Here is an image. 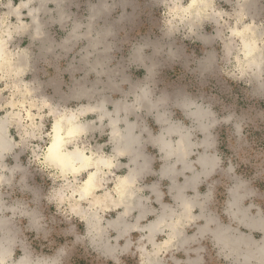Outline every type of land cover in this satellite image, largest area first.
Masks as SVG:
<instances>
[{
  "label": "rangeland",
  "instance_id": "374dc122",
  "mask_svg": "<svg viewBox=\"0 0 264 264\" xmlns=\"http://www.w3.org/2000/svg\"><path fill=\"white\" fill-rule=\"evenodd\" d=\"M24 1L27 0H0V24L5 21L3 24L8 28L11 27V36L6 43L7 51L15 57L18 55L13 52L23 49L28 55L24 56V63L28 64L22 66L19 75L11 73L10 68L6 66H0V123L2 118L4 126L7 125L5 133L10 132L15 138L10 140L6 135L13 146L10 147L9 144L5 149L6 152L0 150V163H4L7 169H12L17 164L24 169V172L17 171L14 174L12 187L5 184L0 192L7 204L26 203L29 210L35 211L41 218L39 233H27L30 247L43 255H51L61 246L70 247L71 252L66 258L67 264H118V262L119 264H146V262L147 264L160 262L188 264L193 259L197 264H232V259H225L220 253V247L215 244L211 234L202 233L205 225L215 229L217 222H220L223 225H231L232 228L239 227L241 233L245 235L250 233L255 240H260L264 233L238 226L230 217L229 206L236 198V193L230 189L241 181H246L247 184L240 189L239 194L244 195L248 191H253L255 194L246 197L243 207L253 205L252 215H255L256 207L264 211V0H254L250 6L245 5L249 0H212L213 5L208 15L189 24L186 22L188 23L190 14L185 8L191 0H54V2L50 0L44 11H36L39 13L27 11L28 7L30 10L31 7L37 6L36 1L29 2L27 6L23 4L20 6L21 2L26 3ZM239 1L240 5H244L239 6ZM102 6H107L110 10L102 9ZM61 8L64 9L60 10ZM93 8L96 9L95 12ZM59 10L63 12L58 13ZM61 14L64 17V20L61 18L62 21L59 18ZM33 17H37L36 19L43 23L39 33L45 32L42 33L45 37L41 38L43 36L41 33L36 35L37 29L33 27L35 26ZM20 22H23L22 25ZM28 23L30 29H26ZM16 24L20 26L25 24L27 27L17 26L19 29H15ZM244 24L255 25L252 29L254 31L251 29L248 32L243 31ZM237 29H241L245 36L248 33L256 34L254 35L256 44L259 49L261 48V54L263 53L260 68L246 64L244 66L245 52L242 47L244 37ZM73 35L74 39H72ZM38 36L40 38H37ZM99 36L100 44L92 47L90 40ZM208 59L211 60L210 68L207 64ZM118 66L121 74L112 77L109 70ZM149 67L154 72L151 81L147 79ZM257 69L260 70L259 74ZM112 83H114L113 87ZM145 83L154 84L158 90L171 94L173 102L166 107L141 108L138 101L137 103L133 101L137 100L140 94L138 86H143ZM83 88L90 90L86 95L87 98L73 97ZM130 90L133 94L129 92ZM176 97L181 100L187 97L192 103L187 107H181L176 103ZM102 100L107 104L104 105ZM108 100L110 102H107ZM118 100L124 103L132 102L133 105L125 104L133 109L128 108L124 111L125 108H121L117 111V105H121H115ZM97 102L103 105L102 112H106L103 111L106 108L109 110L106 112L107 115L101 114V110L99 111L95 106ZM125 104L123 105L126 106ZM135 106L141 109H135ZM80 108L84 114L80 113ZM85 108H92L94 112H86ZM205 109H210L212 114L210 115ZM70 114L75 115L81 123L92 124V127L77 134L67 147L69 149L78 147L87 155L94 157L112 158L111 167H104V174H101L103 186L97 192L98 196L102 195L103 191H110L112 195H116H114L116 198L114 187L119 178L130 175L129 172H133L136 168L140 169L139 167H143V163H146L149 169L144 168L146 172L143 169L133 184L137 188L138 196H142L139 200L142 201L139 202L141 205L125 212L119 205L99 208L91 204L90 199L78 202L73 200L74 197H70L71 192L72 194L74 192L73 187L83 183L88 171L64 174L45 158L51 136L54 134L55 120L61 115L66 117ZM159 115L161 119L158 118ZM5 116L6 120L11 121L10 129L9 122H5ZM115 116L120 122L111 125ZM99 117L102 120H99L101 119ZM123 118L127 121L125 122ZM18 119L20 123L17 122ZM108 122L111 123L108 125ZM129 123L135 125L136 135L140 132L139 135L143 136H139L142 144L135 161L128 153L119 156L114 150L116 145L114 130L119 128L118 131L123 132ZM100 124L101 126H98ZM21 125H23L21 130L25 132L24 141L22 144H17L16 141L20 140L17 128ZM209 125H212L211 140L215 141L216 150L223 157L225 167L229 159L237 165L235 177L227 184L222 182L219 175L213 176L209 181H204L201 177V183L193 188L196 180L192 184L190 180L202 171L198 161L199 156L205 153V149L193 148L191 145L186 156L188 166L185 167L174 155L165 157L166 154L162 151L158 138L165 136L172 142L171 147L175 148L180 140L178 137L187 131L189 143L200 145L207 138L203 128ZM173 126L177 129L171 128ZM110 128L113 132H110L112 131ZM7 153L10 154L5 158L4 155ZM134 162L138 163V166ZM166 165H172L178 173L171 176L164 174ZM0 174L6 175L5 177L12 175L10 171L3 169H0ZM21 176L25 177L23 191L19 186ZM178 186L184 188L183 193L187 198L197 193L201 198L209 192L213 193L211 201L202 199L198 201L203 203L204 218L186 223L187 216L184 217L183 236L190 235L189 237L193 238L195 235V239L189 238L188 243L186 241L182 247L176 244V239L168 245L164 244L172 232L170 225L176 222L179 213L185 211L182 209L184 205H179V201L176 200ZM75 197L79 195L75 194ZM50 200L55 203H50ZM201 210L198 206L193 214L199 215ZM143 211L145 213L149 211L147 217ZM231 211H236V208L232 207ZM86 212L87 214L89 212V217ZM95 212L96 215L103 217L94 215ZM121 213H123L122 217H120ZM160 213H165V216L169 213L173 215L165 217L162 229L157 230L154 240H151L147 235L148 232L150 233L147 225L148 222L151 224L156 221ZM138 214L140 218L145 217L140 220ZM90 217H99L100 221H96L98 226H102L103 230L107 228L103 234L96 235V228L88 232ZM119 218L120 223L124 224L128 231H125L123 236L117 235L116 222ZM93 236L98 238L95 239ZM100 237L104 238V241H99ZM105 244H115L120 250L114 257H105L97 251ZM155 250L157 254L151 256ZM19 255L18 251L17 256ZM196 258L200 259L197 261Z\"/></svg>",
  "mask_w": 264,
  "mask_h": 264
},
{
  "label": "bare ground",
  "instance_id": "6f19581e",
  "mask_svg": "<svg viewBox=\"0 0 264 264\" xmlns=\"http://www.w3.org/2000/svg\"><path fill=\"white\" fill-rule=\"evenodd\" d=\"M31 1H36V3H37V6L35 7H31V9L29 10V7H28V12H30V13H33V12H36V11H41V10H45L46 8H47V3H48V1H50V0H27V1H24V2H26V3H23V2H21L20 3V6H21V4H23V5H28V3L29 2H31ZM174 1V0H173ZM248 1V0H247ZM254 0H249L248 1V3L247 4H245L246 6H250V4H252V2H253ZM242 2V1H241ZM61 3V2H60ZM174 3V2H173ZM100 4V3H99ZM175 4V3H174ZM239 6H243V5H240L241 3H240V1H239ZM26 5V6H27ZM213 5V2H212V0H191V2L189 3V5H188V7L187 8H185L187 11H189V18H188V23L186 22V24H189V23H195L196 21H198V20H200V19H202V17L204 16V15H208V13H209V9H210V7ZM63 6V5H62ZM179 6V5H178ZM98 7V6H97ZM107 6H102V9L103 8H106ZM212 8V7H211ZM241 8V7H240ZM245 8V7H244ZM247 8H249V7H247ZM48 9H50V8H48ZM64 9V8H63ZM62 8L60 9V10H63ZM99 9H100V11H101V8L99 7ZM184 9V10H185ZM59 10V11H60ZM241 10V9H240ZM248 10V9H247ZM47 11V10H46ZM58 11V13H61V12H63V11H60L59 12ZM99 11V12H100ZM242 11V10H241ZM94 12V11H93ZM92 12V13H93ZM98 12V11H97ZM213 12V11H212ZM217 12V11H216ZM30 13H29V15H30ZM36 13H39V12H36ZM215 13V12H214ZM64 14V13H63ZM94 14V13H93ZM100 14V13H99ZM35 15V14H34ZM38 15V14H37ZM3 16V15H2ZM97 16H98V14H97ZM210 16V15H209ZM61 17H62V14H61ZM61 17H59L60 18V20H61ZM95 17V16H94ZM93 17V18H94ZM2 18V17H1ZM34 18V17H33ZM32 18V19H33ZM37 17H35L34 18V20H35V26H33V27H35L36 29H37V34L36 35H38V33H39V28L41 27V24H43L42 22H41V20H37L36 19ZM39 18V17H38ZM31 19V20H32ZM43 19V18H42ZM91 19V18H90ZM45 20V19H44ZM63 20H64V17H63ZM93 20V19H92ZM62 21V20H61ZM5 21H3L0 25V27H1V30H0V66H6L7 68H10V72L11 73H16V74H18L19 75V72H21L22 70V66H24L26 63H24V56H21V55H18V56H13V54L12 53H10V52H8L7 51V49H6V43H7V40H8V38H10V34H11V27L10 28H8V26H6L5 24H3ZM91 22V21H90ZM200 22V21H199ZM23 23V22H22ZM22 23L20 22V25H22ZM26 24V23H25ZM24 24V26H26ZM31 24H32V22H31ZM252 24V23H251ZM9 25H10V23H9ZM20 25H18V24H16L15 26H16V28H15V26H14V28L15 29H19L17 26H20ZM29 23H28V27L26 28V27H24V26H20V28H22V27H24V28H26V29H28L29 28ZM85 25H87V24H85ZM88 25H89V23H88ZM245 25V24H244ZM91 26H92V24H91ZM91 26H90V28H91ZM192 26V25H191ZM190 26V27H191ZM194 26H196L197 27V25H194ZM253 26H255V25H252V26H250V24H246L245 25V28L243 27L242 29H243V31L244 30H246L247 32L251 29V31H254V30H252L253 29ZM24 28H23V30H24ZM35 28H33V29H35ZM42 28V27H41ZM30 29V28H29ZM88 29V28H87ZM104 29H106V28H104ZM197 29V28H196ZM42 30V29H41ZM90 30V29H89ZM235 29H233V31H234ZM238 30V29H237ZM33 31H35V30H33ZM42 31H44V30H42ZM74 31V30H73ZM76 31V30H75ZM88 31V30H87ZM108 31V30H107ZM107 31H104V32H107ZM197 31V30H196ZM232 31V30H231ZM241 29L240 30H238V32L240 33V34H242L243 35V37H244V46H242V47H244V52H245V59H244V66H245V64L246 65H251V66H257L258 68H260L261 67V65H262V61H263V59H262V54H261V52H260V49L258 48V45L256 44V40H255V36L254 35H256V34H254V33H251V34H249L248 33V35H246L245 36V33L243 32ZM264 31V30H263ZM26 32V31H25ZM72 32V31H71ZM86 32V31H85ZM97 32V31H96ZM102 32V31H101ZM103 32V33H104ZM195 32V31H194ZM234 32H237L236 30L234 31ZM262 32V31H261ZM28 33V32H27ZM40 33H41V31H40ZM39 33V34H40ZM43 33V32H42ZM41 33V34H42ZM45 33V32H44ZM43 33V34H44ZM92 33V32H91ZM98 33V32H97ZM260 33V31H258V34ZM42 34V35H43ZM88 32H87V35L86 34H84V35H86L87 37H88ZM105 34H107V33H105ZM233 34H235V33H233ZM262 34V33H261ZM35 35V34H34ZM41 35V36H42ZM82 35V34H81ZM104 35V34H103ZM85 36V37H86ZM91 36H93V35H91ZM98 36V35H97ZM261 36V35H260ZM43 37H45L44 35L41 37V38H43ZM86 37V38H87ZM95 37V36H94ZM102 37H105V36H102ZM34 38H36V37H34ZM37 38H40L39 36L37 37ZM69 38H71V36H69ZM75 37H74V35L72 36V39H74ZM90 38V37H89ZM258 38H260V37H258ZM70 40V39H69ZM100 41H101V39H100V36H99V38H97V39H93L92 38V40H90V44H91V46L93 47V46H95V45H97V44H100ZM46 42V41H45ZM66 42H67V40H66ZM66 42H65V44H66ZM103 42V41H102ZM104 43V42H103ZM105 45V44H104ZM230 46V45H229ZM89 48V47H88ZM105 48H107V47H105ZM228 49H229V47H228ZM241 49H243V48H241ZM106 50V49H105ZM263 50V49H262ZM85 51H87V50H85ZM103 51V50H102ZM231 52V51H230ZM13 53H16V52H13ZM15 55V54H14ZM87 55V54H86ZM262 55V56H261ZM28 56V55H27ZM28 58V57H27ZM83 60H85L84 58H82ZM138 59V58H137ZM139 59H141V58H139ZM28 60V59H27ZM87 60V59H86ZM209 60V59H208ZM26 61V60H25ZM96 61V60H95ZM95 61H94V63H95ZM207 61V60H206ZM102 62H103V60H102ZM93 63V64H94ZM97 63H100V62H97ZM28 64V63H27ZM96 64V63H95ZM102 64V63H101ZM104 64V63H103ZM92 65V64H91ZM98 65V64H97ZM27 66V65H26ZM100 67H103V66H101V65H99ZM244 66H242V67H244ZM250 66V67H251ZM25 67V66H24ZM248 67V66H247ZM90 68V67H89ZM93 68L95 69V67L93 66ZM92 69V68H91ZM149 69H150V67H149ZM248 69H249V67H248ZM251 69V68H250ZM21 70V71H20ZM96 70V69H95ZM252 70V69H251ZM259 69H257V72H258V74H259V72H260V70L258 71ZM97 72H98V70H96ZM102 71V70H101ZM255 71H256V69H255ZM252 72H254V71H252ZM261 72H262V70H261ZM255 76V75H254ZM107 82H105V84H106ZM109 84H111L110 82H109ZM113 84L114 83H112V87H113ZM78 86H80V85H78ZM84 86V85H83ZM115 86V85H114ZM32 88V87H31ZM86 88V87H85ZM88 88V87H87ZM263 88H264V85H263ZM37 89V88H36ZM36 89H35V91H36ZM90 89V88H89ZM101 89H102V87H101ZM31 91H32V89H30ZM38 90V89H37ZM78 90V89H77ZM100 90V89H99ZM24 91V90H23ZM23 91H22V93H23ZM25 91H26V88H25ZM31 91H28V93H30ZM76 91V90H75ZM100 91H102V90H100ZM27 92V91H26ZM74 92V91H73ZM77 92V91H76ZM89 92H90V90H88V89H82V90H80L79 92H77V95H75V96H73V97H76V96H78L77 98H79V97H82V96H85L86 98H87V96L86 95H88L89 94ZM98 92V91H97ZM129 92H131V90L129 91ZM133 92H134V90H133ZM136 92V91H135ZM99 93V92H98ZM132 93V92H131ZM24 94H25V92H24ZM73 94V93H72ZM133 94V93H132ZM136 94H139V93H136ZM135 94V95H136ZM100 95V94H99ZM135 95H134V97H135ZM140 95V94H139ZM103 96V95H102ZM101 96V97H102ZM136 96H138V95H136ZM90 97L92 98V96L90 95ZM110 97V96H109ZM108 97V98H109ZM67 98V97H66ZM105 98V97H104ZM107 98V97H106ZM136 98V97H135ZM97 101V100H96ZM99 101V100H98ZM103 101V100H102ZM119 101V100H118ZM121 101V100H120ZM118 102V103H116L115 102V105H117V104H121V105H117V111H119V109H121V108H125V109H123L124 111H126V109H128V108H132L133 109V107H127V105H128V103H131L132 104V102H123V101H121V102ZM106 102V101H105ZM105 102L103 101V103H104V105H106L105 104ZM107 102H110L109 100L107 101ZM122 102H123V104H125L126 106H124L123 104H122ZM133 102H136L137 103V100L135 99V101H133ZM99 102H97L96 104H98ZM114 103V102H113ZM135 103V104H136ZM139 103H140V107L142 108V107H146V108H149V105L146 103V102H144L143 100H140L139 101ZM138 103V104H139ZM95 104V106H97L98 107V109H99V111L101 110V112H102V109L104 108L103 107V105L101 104V105H96ZM130 104V105H131ZM88 105V104H87ZM133 105V104H132ZM129 106V105H128ZM85 107H88V106H86L85 105ZM90 107V106H89ZM93 107V106H92ZM96 107V108H97ZM138 107V106H137ZM136 106H135V109H138L139 110V108H137ZM144 107V108H145ZM82 108V107H81ZM80 108V111L82 110V109H84V107L81 109ZM140 108V109H141ZM86 110L88 109V108H85ZM89 109H92V108H89ZM107 109V108H106ZM103 110V111H106V112H108L109 110ZM132 109H129V110H132ZM76 110V109H75ZM74 110V111H75ZM85 110V111H86ZM128 110V111H129ZM79 111V110H78ZM79 111V112H80ZM84 111V110H83ZM84 111V112H85ZM117 111H116V113H117ZM133 111V110H132ZM135 111V110H134ZM75 112H77V111H75ZM78 112V113H79ZM87 112V111H86ZM92 112V111H91ZM94 112V111H93ZM106 112H102L101 114L103 115V116H105V115H107L108 113H106ZM147 112V111H146ZM149 112V111H148ZM73 113V112H72ZM80 113H82V111L80 112ZM106 113V114H105ZM119 113V112H118ZM132 113V112H131ZM84 114V113H83ZM130 114V113H129ZM134 114V113H133ZM77 115V114H76ZM110 115V114H109ZM116 115V114H115ZM18 116H20L21 117V115H18ZM60 115H58V117H59ZM81 116V115H80ZM118 116V115H117ZM33 117V116H32ZM31 117V118H32ZM65 115H63V117H62V115H61V117H59V119H57V120H55V121H59V136H57L56 135V128H55V126H53V132H54V134H53V136H51L52 137V139H51V142H50V144L48 145V148H47V150H46V154H45V158H46V161L48 162V163H50L52 166H55L56 168H59L64 174H67V173H70V172H72V173H74V174H77V173H79V172H82V171H88V176H87V178L83 181V183L81 184V185H78L77 187H73L74 188V190H73V188H72V190L74 191L73 192V194H72V192H71V198H73V200L75 199L76 201H81V200H86V199H90V203L91 204H95V205H97V206H99V208L100 207H109L110 205H119V206H122L123 207V210L125 211V212H129L130 210H132L133 208H135V207H138L139 205H141V204H139V202H142V201H139L140 199H141V197H139L138 196V192H137V188H135L134 187V181H135V178L137 177V176H139L140 175V173H142L141 171L144 169V168H147V165H145L144 163H143V167H139L140 169H135L133 172H129V174L130 175H127L126 177H120L119 178V181H118V183L115 185V187H114V189H115V191H116V193H117V197L115 198L114 197V195H112L111 193H110V191H103L104 193L102 194V195H99L98 196V194H97V192L100 190V189H102V177H101V174L104 172V167H111V164H113V162L111 163V160H112V158L109 160V159H106V158H104V156L103 157H101V156H96V157H94V156H91V155H87L83 150H81L80 148H78V147H76L75 149H69L67 146H68V144L73 140V138L77 135V134H79V133H81V132H83V131H86V130H88V129H91V127H92V124H88V123H81L78 119H77V117L75 116V115H72L71 116V114L69 115V116H66L65 118ZM161 116L159 115V117L158 118H160ZM163 117V116H162ZM64 118V119H63ZM99 118H101V117H99ZM113 118V117H112ZM111 118V119H112ZM116 118H117V120H116ZM20 119V118H19ZM18 119V120H19ZM122 119V118H121ZM161 119V118H160ZM163 119V118H162ZM3 120H4V118H3ZM5 120H6V116H5ZM99 120H102V118L101 119H99ZM123 120H124V118H123ZM122 120V121H123ZM8 120H6L5 122H7ZM13 121V120H12ZM70 121V122H69ZM85 121V120H84ZM91 121H93V120H91ZM104 121V120H103ZM102 121V122H103ZM109 121H110V118H109ZM119 121V119H118V117H114V120H113V122H112V120H111V122H108L107 124L109 125L110 123H111V125H115L117 122ZM125 122L127 121L126 119L124 120ZM163 121H164V119H163ZM4 122V121H3ZM9 122V121H8ZM11 122V121H10ZM10 122H9V125H10ZM17 122H19L20 123V120L19 121H17ZM86 122V121H85ZM120 122V121H119ZM124 122V123H125ZM128 122H129V120H128ZM133 122V121H132ZM93 123V122H92ZM133 123H135V121L133 122ZM132 123V124H133ZM4 124L5 123H2V118H1V123H0V150H1V152H4L5 151V149H7L8 148V145L11 147V146H13V144L11 145V141L9 142L8 141V139H7V137H6V135H8V132L7 133H5V131H7V129L5 130V127L7 126V125H5L4 126ZM56 124V123H55ZM106 124V125H107ZM131 123H129L128 124V126H126V129L125 130H123V132L121 131V132H119L118 130H119V128H118V130H114V132H113V130L112 131H110V132H113V136L115 137L114 138V141H115V143H116V145H115V149L114 150H116V153L119 151V152H124V153H128L129 155H131L132 156V158L134 159L133 161H135L136 159H137V157H138V155H139V148H140V145L142 144L141 143V139H140V137L142 136H140L139 135V133H138V135H136L135 134V130H134V128H135V125L133 124L132 125ZM138 124V123H137ZM95 125V124H94ZM122 125V124H121ZM98 126H101V124L100 125H98ZM138 126V125H137ZM170 126H172V125H170ZM112 128H115V127H112ZM171 128H173V129H177V128H175V126H173V127H171ZM179 128V127H178ZM169 129H170V127H169ZM169 129H165V131H168ZM71 130V135H69V131ZM122 130V129H121ZM170 131V130H169ZM168 131V132H169ZM178 131V130H177ZM162 132V131H161ZM183 132V131H182ZM163 133V132H162ZM166 133V132H165ZM187 133V131L185 132V133H182L181 134V137H178V138H180V140L178 141V146H176L175 148H173V147H171L172 145H170V143H172L169 139V141L166 139V137L165 136H160L158 139H159V143H160V147H161V149H162V151H164L165 152V157L166 156H169L170 157V155H174L175 157H177V160L178 161H181L183 164H184V166L186 167V166H188V162H187V160H186V156H187V154H188V152H189V150H190V147H191V145L192 144H190L189 143V140H188V134H186ZM159 135H161V134H159ZM140 136V137H139ZM143 137V136H142ZM145 138V137H144ZM143 138V140H145ZM190 139V138H189ZM146 140H147V138H146ZM111 141H113V140H111ZM144 142V141H143ZM79 146V145H78ZM49 149H51V151H49ZM10 150V149H9ZM8 150V151H9ZM7 151V150H6ZM5 151V152H6ZM68 153H73L74 155L72 156V159L71 160H69L68 159V157H67V154ZM79 153H82L83 154V156H80L79 155ZM4 154V153H3ZM141 154H143V153H141ZM116 155V154H115ZM5 156V155H4ZM4 156H3V158H4ZM120 156V155H119ZM118 156V157H119ZM84 157H88L89 159L87 160V170H84L83 168H82V164L83 163H85V160H84ZM0 158H1V156H0ZM132 158H130V160L132 159ZM136 158V159H135ZM145 158V157H144ZM143 158V159H144ZM150 158V157H149ZM3 159H1V161H2ZM114 161V160H113ZM143 161V160H142ZM148 161V160H147ZM128 163H129V161H128ZM136 162H134V164H135ZM142 163V162H141ZM1 164V163H0ZM3 165H4V163H2ZM114 164H116V163H114ZM119 164V163H118ZM122 164V163H121ZM138 164V163H137ZM137 164H135V165H137ZM120 166V165H119ZM122 166V165H121ZM127 166V165H126ZM138 166V165H137ZM167 166V165H166ZM75 169H79V171H75ZM128 169H130V167L128 168ZM131 169H133V167H131ZM147 169H149V168H147ZM163 170V169H162ZM144 171H145V169H144ZM146 172V171H145ZM162 172V171H161ZM106 173V172H105ZM163 173L164 174H166V175H170L171 176V174H177L178 172H177V170L172 166V165H168L165 169H164V171H163ZM104 174V173H103ZM82 175V174H81ZM106 175V174H105ZM108 175V174H107ZM6 175H4L3 177H5ZM65 176V175H64ZM91 176V179H89V177ZM196 178H197V176H194V178H192L190 181V184H192L195 180H196ZM78 179V178H77ZM106 179V178H105ZM106 181V180H105ZM68 187H70V186H68ZM139 187V186H138ZM178 188V192H177V195H176V200H178L179 202L178 203H180L179 205H184V207H182V209H184L185 211H183L184 213H179V215H178V219H176V222L175 223H172L170 226H171V229H172V232H170V234H169V238L168 239H166V241H164V244H166V245H168L171 241H173V239H172V237L173 236H175L176 238V244H178L179 246H181L182 247V244H184L186 241H187V243H188V240H189V238H192V237H186V236H183V232H182V227L181 226H183V224H184V217L186 218V203H187V197L184 195V193H183V189L184 188H182L181 186H178L177 187ZM112 189V188H111ZM139 189V188H138ZM176 191V190H175ZM154 192V191H153ZM102 193V192H101ZM100 193V194H101ZM75 194L77 195H79V197H75ZM156 194H158V193H156ZM160 194V193H159ZM64 196H66V195H64ZM116 196V195H115ZM175 196V195H174ZM61 197V196H60ZM144 198V197H143ZM145 204V203H144ZM177 204V203H176ZM73 205V204H72ZM94 205V206H95ZM178 205V204H177ZM181 205V206H182ZM73 206H75V205H73ZM92 206V205H91ZM164 207H165V205H163ZM75 207H78V206H75ZM89 207V206H88ZM142 207V206H141ZM140 207V208H141ZM79 208V207H78ZM111 208V207H110ZM179 208V207H178ZM95 209V208H94ZM142 209V208H141ZM143 209H144V207H143ZM142 209V210H143ZM181 209V210H182ZM138 210H139V208H138ZM147 210V209H146ZM162 210V209H161ZM175 209H173V211H174ZM180 210V211H181ZM83 211H85V210H83ZM90 211V210H89ZM92 211H94V210H92ZM97 211V210H96ZM136 211V210H135ZM145 211V210H144ZM143 211V212H144ZM153 211V210H152ZM155 211V210H154ZM149 211H147V213H148ZM162 212V211H161ZM174 212H176V211H174ZM182 212V211H181ZM91 213V212H90ZM141 213V212H140ZM146 213V214H147ZM151 213V212H150ZM168 213V212H167ZM86 214H87V212H86ZM88 214H89V212H88ZM87 214V215H88ZM97 213L95 212L94 213V215H96ZM119 214V213H118ZM123 213H121L120 214V217H122L121 215H122ZM127 214V213H126ZM143 214H145V212L143 213ZM145 214V215H146ZM159 214V213H158ZM161 214V213H160ZM165 214V213H164ZM163 213L160 215V216H158L157 218H156V221H153L151 224H149V222H148V225H147V227H148V229H149V231H150V233L148 234L147 233V235H148V237H149V239H151V240H154L153 238H154V235H155V233H156V231L157 230H159V229H162V227H163V223L165 222V217H169V216H172V215H170V213H169V215L167 214V216H165ZM181 214V215H180ZM204 214V213H203ZM125 215V214H124ZM139 215V214H138ZM90 215H88V217H89ZM96 216H99V214L98 215H96ZM102 216V215H101ZM101 216H99V217H101ZM98 217V218H99ZM103 217V216H102ZM140 217V216H139ZM144 217V216H143ZM206 217V216H205ZM91 218V217H90ZM93 218V217H92ZM91 218V219H92ZM97 217L96 218H93V220H91V219H89V231L88 232H91V230H93L94 228H96L97 230V234L96 235H100V234H103V231L104 230H106L107 228L105 227L104 228V230L101 228L102 226H98V222H96V221H100L99 219H98ZM172 218V217H171ZM95 219V220H94ZM116 219V218H115ZM173 219V218H172ZM206 219V218H205ZM208 219V218H207ZM107 220H109V219H107ZM138 220V219H137ZM114 221V220H113ZM152 221V220H151ZM150 221V222H151ZM187 220H185V222H186ZM88 222H87V224H88ZM115 222V221H114ZM114 222H112V225H114ZM121 222V219L119 218L118 219V221L116 222L117 224H116V227H117V229H118V236H120V235H122V234H124V233H126V232H128L127 230H126V226L124 225V224H121L120 223ZM127 222V221H126ZM169 222V221H168ZM129 223H131V222H129ZM103 224V223H102ZM126 224V223H125ZM128 224V223H127ZM132 224V223H131ZM166 224H167V221H166ZM165 224V225H166ZM169 224V223H168ZM206 224V223H205ZM144 225V224H143ZM110 226H111V224H110ZM129 227H130V225H128ZM134 226V225H133ZM200 226V225H199ZM104 227V226H103ZM128 227V228H129ZM136 227V226H135ZM139 227V226H138ZM161 227V228H160ZM202 227V226H201ZM203 227H204V225H203ZM109 228H111V227H109ZM142 228V227H141ZM145 228V227H144ZM144 228H142V229H144ZM199 228V227H198ZM113 229V228H112ZM130 229V228H129ZM147 229V228H146ZM164 229V228H163ZM170 229V230H171ZM140 230V229H139ZM94 231V230H93ZM95 231V232H96ZM126 231V232H125ZM95 232H93V233H95ZM109 232V231H108ZM182 233V234H181ZM89 234H91V233H89ZM120 234V235H119ZM168 235V234H167ZM106 236H107V234H106ZM118 236H117V238H118ZM123 236V235H122ZM121 236V237H122ZM95 236H93V238H94ZM97 237V236H96ZM96 237H95V239H96ZM127 237H128V235H127ZM194 237H195V235H194ZM98 238V237H97ZM106 238V237H105ZM120 238V237H119ZM94 239V240H95ZM104 239V238H103ZM103 239H101V237L99 238V241H102ZM107 239V238H106ZM128 239V238H127ZM148 239V238H147ZM193 239V238H192ZM93 240V241H94ZM107 240H109V239H107ZM97 241H98V239H97ZM104 241V240H103ZM117 241V240H116ZM151 243H152V241H150ZM175 242V241H174ZM94 243V242H93ZM103 243V242H102ZM107 243H109L108 241H107ZM117 243V242H116ZM153 243H155V242H153ZM100 244H101V242H100ZM157 244V243H156ZM175 244V243H174ZM175 244V245H176ZM98 245H99V243H98ZM97 245V246H98ZM115 245V244H114ZM96 246V245H95ZM124 246H126L125 244H124ZM143 246H145V245H143ZM160 247L161 245H157V247ZM162 247V246H161ZM165 247V246H164ZM169 247V246H168ZM180 247V248H181ZM120 248V247H119ZM143 248V247H142ZM153 248V247H152ZM163 248V247H162ZM170 248V247H169ZM188 248V247H187ZM186 248V249H187ZM179 249V248H178ZM185 249V251H187ZM165 250H167V249H165ZM192 250V249H191ZM146 251V250H145ZM168 251V250H167ZM147 252V251H146ZM157 254V250H155L153 253H152V255L151 256H153V255H156ZM147 257H149V256H147ZM160 257V256H159ZM117 258V257H116ZM161 258V257H160ZM190 258V257H189ZM148 259V258H147ZM197 259V258H196ZM198 259H200V258H198ZM198 259H197V261H198ZM195 259H193V261H194ZM147 261V260H146ZM191 261V260H190ZM148 262H149V260H148ZM155 263H159V262H155ZM150 264V263H149ZM159 264H161V262L159 263ZM165 264V263H164Z\"/></svg>",
  "mask_w": 264,
  "mask_h": 264
},
{
  "label": "clouds",
  "instance_id": "9594fccd",
  "mask_svg": "<svg viewBox=\"0 0 264 264\" xmlns=\"http://www.w3.org/2000/svg\"><path fill=\"white\" fill-rule=\"evenodd\" d=\"M105 10L110 9H107L106 7ZM93 11L95 12L96 9L93 8ZM61 18L63 19V16ZM16 54L26 56L27 52L23 49H17ZM207 64L208 68H210V59L207 61ZM24 71L26 72V69ZM109 71L112 77L121 74L119 66L115 69H110ZM148 72L149 75L147 79L151 81L154 77V72L152 69H149ZM138 87L140 95L137 97V101L139 102L140 100H143L151 108L166 107L173 102L171 94L158 90L154 84L145 83L143 86ZM176 103L181 107H187L189 103H192V101H189L187 97H184L183 100L176 97ZM205 110L208 111L210 115L212 114L210 109ZM86 111L91 112L94 111V109H87ZM211 127L212 125L203 128V131L207 134V138L203 144H192L193 148L203 147L205 149V153L199 156L198 162L202 166V171L197 175L193 188H195L196 184L201 183V177H203L204 181H209L213 176L219 175L222 182L225 184L229 183L235 177L237 165L229 159L227 167H225L223 157L216 150L217 145L215 141L211 140ZM10 128L11 125H9V129ZM22 128L23 125L17 128V135L20 136V140L16 141L17 144H22L24 141L25 132L21 130ZM55 128L56 135L59 136V121H56ZM69 135H71V130L69 131ZM8 139L15 140V138L11 136L10 132L8 133ZM49 151H51V149H49ZM124 154V152H117V155ZM73 155V153H68V159L71 160ZM79 155L83 156L82 153H79ZM88 159V157H84L85 163L81 165L84 170H87ZM0 169L7 170L12 173V175L8 177H3V175L0 174V189H2L5 184L12 187L14 174L17 171L24 172V169H22L19 164L14 166L12 169H7L6 165L0 164ZM75 171H79V169H75ZM89 179H91V176ZM246 184V181H241L234 188L230 189V191L236 193L235 200L229 206L230 217L238 224V226L247 227L250 231H260L261 233H264V211H262L259 207H256V213L255 215H252L253 205L243 207V201L246 197L255 194L253 191H248L244 195L239 194L240 189L244 188ZM19 186L23 191L25 188L24 176H21ZM201 199L203 201H211L213 199V193L209 192L203 196V198H201L198 193L197 195L187 198L186 223H191L204 218L203 203H198ZM49 202L55 203L53 200H50ZM198 206L202 209L201 213L199 215H194L193 213L195 212V208ZM232 207H235L236 211H231ZM25 221L27 223H25ZM209 223H212V221H209ZM40 228L41 218L35 211L29 210L26 203L21 204L14 202L12 204H7L2 198V192H0V264H67L66 258L71 252L70 247L61 246L51 255L37 253L35 249L30 247V241L27 233H39ZM203 232L211 234L215 244L220 247V253L225 259H232V264H264V235L261 236L260 240H255L250 233L248 235L241 233L239 231V227L232 228L231 225H223L220 222H217V227L215 229H211L205 225L202 229V233ZM175 238V236L172 237V239ZM193 239H195V237H193ZM118 250L120 249H118L116 245L108 244H105L103 248L97 249V251L105 257H114ZM18 251L20 253L19 256H17ZM188 264H197V262L189 261Z\"/></svg>",
  "mask_w": 264,
  "mask_h": 264
},
{
  "label": "crops",
  "instance_id": "0c3cea01",
  "mask_svg": "<svg viewBox=\"0 0 264 264\" xmlns=\"http://www.w3.org/2000/svg\"><path fill=\"white\" fill-rule=\"evenodd\" d=\"M54 10H55V9H54ZM55 11H56V10H55ZM2 105H3V103H2ZM9 154H10V153H9ZM9 154L7 153V154L5 155V158H6ZM131 212H132V211H131ZM145 214H146V213H145ZM145 214H144V215H145ZM146 215H147V214H146ZM146 215H145V216H146ZM139 216H140V215H138V218H140ZM145 216H144V217H145ZM144 217L140 218V220H142ZM146 217H147V216H146Z\"/></svg>",
  "mask_w": 264,
  "mask_h": 264
}]
</instances>
